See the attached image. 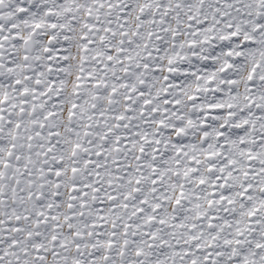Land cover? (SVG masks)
Segmentation results:
<instances>
[{
    "label": "snow or ice",
    "instance_id": "snow-or-ice-1",
    "mask_svg": "<svg viewBox=\"0 0 264 264\" xmlns=\"http://www.w3.org/2000/svg\"><path fill=\"white\" fill-rule=\"evenodd\" d=\"M0 264H264V0H0Z\"/></svg>",
    "mask_w": 264,
    "mask_h": 264
}]
</instances>
